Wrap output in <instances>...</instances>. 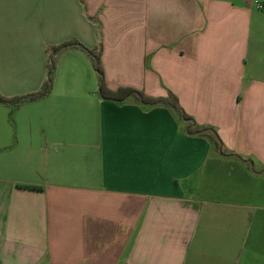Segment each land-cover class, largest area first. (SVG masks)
I'll return each mask as SVG.
<instances>
[{
	"label": "crops",
	"instance_id": "obj_1",
	"mask_svg": "<svg viewBox=\"0 0 264 264\" xmlns=\"http://www.w3.org/2000/svg\"><path fill=\"white\" fill-rule=\"evenodd\" d=\"M264 0H0V264H264ZM242 159L253 161L254 169ZM257 166V168H256ZM22 186L39 187L37 190Z\"/></svg>",
	"mask_w": 264,
	"mask_h": 264
},
{
	"label": "trees",
	"instance_id": "obj_2",
	"mask_svg": "<svg viewBox=\"0 0 264 264\" xmlns=\"http://www.w3.org/2000/svg\"><path fill=\"white\" fill-rule=\"evenodd\" d=\"M72 49H80L86 53L88 58L90 59L92 66L97 73L98 77V96L100 99L106 101H112L116 103H123L129 99H132L138 104L147 105V106H163L165 108L171 109L175 114L187 124V133L189 135H201L208 137L211 142L217 147L218 150H221V154L225 157H233L240 159V156L230 152L223 145L222 141L219 139L217 131L213 127L201 126L198 125L194 118L188 115L183 107L181 106L179 99L172 92H168L167 97H152L144 93L143 91H139L134 88L124 87L119 88L117 90H111L107 86L105 70L102 62V46L97 49H87L77 40L67 41L58 46L52 47L50 49V62L48 65L47 77L44 83L42 84L40 90L33 94H28L24 96H18L13 98H7L0 94V105L6 106L11 109V118H13L14 112L21 108L22 106L40 101L47 96H49L53 90L54 86V76L56 64L58 61V57L68 50ZM243 162L247 164L249 169L251 165L248 160L242 159ZM23 188L37 190L39 187L35 186H22Z\"/></svg>",
	"mask_w": 264,
	"mask_h": 264
},
{
	"label": "built area",
	"instance_id": "obj_3",
	"mask_svg": "<svg viewBox=\"0 0 264 264\" xmlns=\"http://www.w3.org/2000/svg\"><path fill=\"white\" fill-rule=\"evenodd\" d=\"M256 7L259 10H264V5H262V4H257Z\"/></svg>",
	"mask_w": 264,
	"mask_h": 264
},
{
	"label": "water",
	"instance_id": "obj_4",
	"mask_svg": "<svg viewBox=\"0 0 264 264\" xmlns=\"http://www.w3.org/2000/svg\"><path fill=\"white\" fill-rule=\"evenodd\" d=\"M240 159H241V157H240ZM248 162L251 165V167L254 169V163H253V161H248Z\"/></svg>",
	"mask_w": 264,
	"mask_h": 264
},
{
	"label": "rangeland",
	"instance_id": "obj_5",
	"mask_svg": "<svg viewBox=\"0 0 264 264\" xmlns=\"http://www.w3.org/2000/svg\"><path fill=\"white\" fill-rule=\"evenodd\" d=\"M256 168H257V166H256Z\"/></svg>",
	"mask_w": 264,
	"mask_h": 264
}]
</instances>
